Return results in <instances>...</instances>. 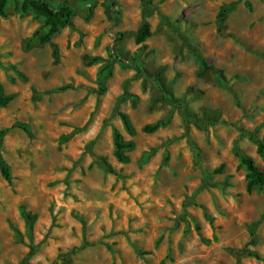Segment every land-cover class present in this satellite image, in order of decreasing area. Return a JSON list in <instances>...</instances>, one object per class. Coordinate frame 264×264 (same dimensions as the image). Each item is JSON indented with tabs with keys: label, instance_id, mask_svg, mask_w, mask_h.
Returning a JSON list of instances; mask_svg holds the SVG:
<instances>
[{
	"label": "rangeland",
	"instance_id": "rangeland-1",
	"mask_svg": "<svg viewBox=\"0 0 264 264\" xmlns=\"http://www.w3.org/2000/svg\"><path fill=\"white\" fill-rule=\"evenodd\" d=\"M21 1L0 17V264H264L237 155L264 170V0H47L73 16L45 44Z\"/></svg>",
	"mask_w": 264,
	"mask_h": 264
},
{
	"label": "trees",
	"instance_id": "trees-1",
	"mask_svg": "<svg viewBox=\"0 0 264 264\" xmlns=\"http://www.w3.org/2000/svg\"><path fill=\"white\" fill-rule=\"evenodd\" d=\"M11 0H0V17H5L7 8ZM144 4L151 5L153 0H140ZM18 9L24 13L32 12L37 17L43 18L44 26L48 28L47 33L39 37V42L45 44L51 41L53 35L61 28L71 25L73 12L72 9L63 5L59 8H53L47 0H22L18 2ZM151 35V29L148 22H144L136 35V42L142 43ZM13 95H7L4 93L2 83L0 82V107H6L12 100ZM122 118L126 128L132 132V128L128 117L122 114ZM20 127L29 131L28 126L21 125ZM157 126L147 127V131H153ZM9 131L4 129L0 131V139ZM115 154L120 161H124V153L126 150L133 147L131 142H125L122 135L119 132L115 133ZM258 153L264 157V142L258 143ZM237 155L240 158L241 165L247 169V188L248 190L254 187H264V170L255 162L252 157L241 154L240 149L237 148ZM0 168L2 174L6 180L12 179L11 169L5 159L0 153ZM249 255L258 259H263L259 254L255 252H249Z\"/></svg>",
	"mask_w": 264,
	"mask_h": 264
}]
</instances>
